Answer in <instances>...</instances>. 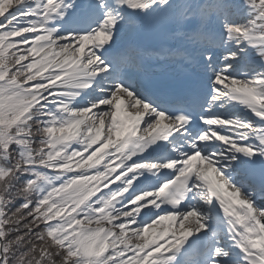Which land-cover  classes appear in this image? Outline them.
<instances>
[{
    "label": "snow or ice",
    "instance_id": "snow-or-ice-1",
    "mask_svg": "<svg viewBox=\"0 0 264 264\" xmlns=\"http://www.w3.org/2000/svg\"><path fill=\"white\" fill-rule=\"evenodd\" d=\"M0 264H264V0H0Z\"/></svg>",
    "mask_w": 264,
    "mask_h": 264
}]
</instances>
